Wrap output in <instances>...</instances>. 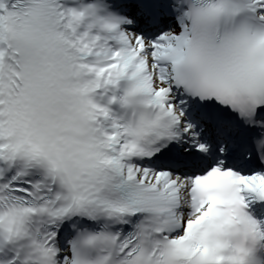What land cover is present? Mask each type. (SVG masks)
Here are the masks:
<instances>
[{
	"label": "snow or ice",
	"instance_id": "6c2138e0",
	"mask_svg": "<svg viewBox=\"0 0 264 264\" xmlns=\"http://www.w3.org/2000/svg\"><path fill=\"white\" fill-rule=\"evenodd\" d=\"M260 202L264 0H0V264H223Z\"/></svg>",
	"mask_w": 264,
	"mask_h": 264
},
{
	"label": "clouds",
	"instance_id": "9594fccd",
	"mask_svg": "<svg viewBox=\"0 0 264 264\" xmlns=\"http://www.w3.org/2000/svg\"><path fill=\"white\" fill-rule=\"evenodd\" d=\"M113 105L129 133L135 132L143 111L140 98L126 86L112 102L111 108ZM133 113L136 114L135 117ZM261 239L249 228L244 209L238 208L234 215L225 210L224 216L200 226L194 236V244L207 250L209 261L222 258L223 264H252Z\"/></svg>",
	"mask_w": 264,
	"mask_h": 264
}]
</instances>
